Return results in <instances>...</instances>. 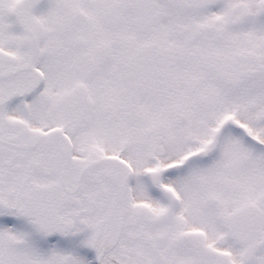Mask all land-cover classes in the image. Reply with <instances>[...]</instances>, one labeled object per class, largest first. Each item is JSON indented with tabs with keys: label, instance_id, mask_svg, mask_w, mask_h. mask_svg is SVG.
I'll return each mask as SVG.
<instances>
[{
	"label": "snow or ice",
	"instance_id": "1",
	"mask_svg": "<svg viewBox=\"0 0 264 264\" xmlns=\"http://www.w3.org/2000/svg\"><path fill=\"white\" fill-rule=\"evenodd\" d=\"M0 264H264V0H0Z\"/></svg>",
	"mask_w": 264,
	"mask_h": 264
}]
</instances>
